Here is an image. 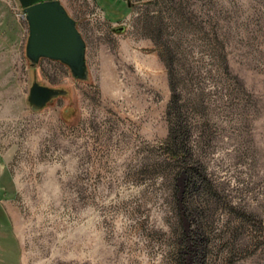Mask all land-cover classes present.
Masks as SVG:
<instances>
[{
	"label": "rangeland",
	"instance_id": "obj_1",
	"mask_svg": "<svg viewBox=\"0 0 264 264\" xmlns=\"http://www.w3.org/2000/svg\"><path fill=\"white\" fill-rule=\"evenodd\" d=\"M62 1L87 80L0 0V264H264V0Z\"/></svg>",
	"mask_w": 264,
	"mask_h": 264
},
{
	"label": "water",
	"instance_id": "obj_2",
	"mask_svg": "<svg viewBox=\"0 0 264 264\" xmlns=\"http://www.w3.org/2000/svg\"><path fill=\"white\" fill-rule=\"evenodd\" d=\"M29 23L26 54L31 66L48 58L66 64L77 80L90 77L87 53L88 43L62 0H19ZM125 27L117 30L123 31ZM69 89L46 84L38 79L30 86L27 101L33 110L44 109L58 97L66 96Z\"/></svg>",
	"mask_w": 264,
	"mask_h": 264
},
{
	"label": "trees",
	"instance_id": "obj_3",
	"mask_svg": "<svg viewBox=\"0 0 264 264\" xmlns=\"http://www.w3.org/2000/svg\"><path fill=\"white\" fill-rule=\"evenodd\" d=\"M177 93L175 92L174 95V101L175 104L177 105V111L180 112V100L182 99V95L181 93L178 92V87H176ZM179 116H181V113L178 114ZM172 120V119H171ZM179 126V124H177ZM175 126V123L173 121V126H172V132L169 136V140H167V144H168V148H167V157L168 158H178L181 155L185 154V143L183 141L180 140L179 135H180V128H182L183 126L180 124V127Z\"/></svg>",
	"mask_w": 264,
	"mask_h": 264
}]
</instances>
